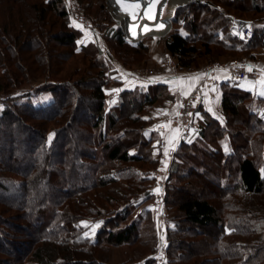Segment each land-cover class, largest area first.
I'll return each mask as SVG.
<instances>
[{
    "label": "trees",
    "instance_id": "trees-1",
    "mask_svg": "<svg viewBox=\"0 0 264 264\" xmlns=\"http://www.w3.org/2000/svg\"><path fill=\"white\" fill-rule=\"evenodd\" d=\"M184 6L171 23L182 18L187 35L176 30L163 45L181 70L197 69L201 59L252 60L264 47V29L255 27L249 42L229 29L232 17L263 18L264 0H197L186 12ZM206 14L209 32L201 34L198 23ZM67 17L63 0H0V264H109L112 247L140 239L150 253L157 250L149 213L138 210L150 200L147 176L159 151L145 115L170 98L168 86L123 90L109 103L105 86L114 82V70L92 45L77 49L80 33ZM106 43L110 52L118 47L132 57L148 52L146 43L132 45L120 30ZM79 54L91 59L90 69H77L79 80L67 78L63 67ZM40 80L34 91L51 94L48 103L34 105L30 93L19 95ZM221 89L223 120L202 112L200 129L185 137L170 166L164 198L174 224L167 231L169 264H264V120L258 107L264 99L235 83ZM200 186L215 200L196 195ZM88 219H103L94 240L80 225ZM208 228L218 230L208 243L183 239ZM194 244L207 254L194 256Z\"/></svg>",
    "mask_w": 264,
    "mask_h": 264
},
{
    "label": "rangeland",
    "instance_id": "rangeland-1",
    "mask_svg": "<svg viewBox=\"0 0 264 264\" xmlns=\"http://www.w3.org/2000/svg\"><path fill=\"white\" fill-rule=\"evenodd\" d=\"M196 1L197 0H195L194 2H196ZM63 3H64V6L67 10V13H68L67 20L69 22V27H71L73 30L78 31L80 33V39L77 42V49L79 51H81V49L84 46L92 45L93 47H91V48L94 49L93 51L97 52L99 50L98 53L101 56V59H103L106 67H108V70L109 69L114 70V71H112L114 74L118 70V67L122 73H123V70L125 69V67H127L134 74L141 76L136 71H139V70L143 71L146 69L153 70L152 69L153 66L158 67V68L160 67L162 69L163 61L165 59L173 60V61H175V63H177V61L174 59H171L170 56L165 57L166 53H165L163 45H164L165 40L168 39L171 36V34L174 33L176 30H178L183 35H187V32L183 29V19L182 18H179V20L176 23H174L175 17L172 19L171 30L165 36H151V35H149V36L143 37L141 40H139L137 42H133V41L128 40L127 35H126V31H125L122 23L115 18L114 14H113V10L109 4V0H63ZM193 3H190V4L182 7V11L186 12L188 10L189 5H191ZM70 4H71V6L76 4V7L78 6L81 9L83 8L82 10L85 11L86 16L91 21L88 29H83V28L79 27L77 25V23L75 22V20L70 17L69 8H68V7H70ZM32 15L35 17L34 14H32ZM207 18H208V14L204 15L203 20L198 23L201 27V30L199 31L200 33L202 32L201 34H206L207 32H209L208 27L205 24ZM60 22H61V20H60ZM46 25H48V27H47L48 29L51 28L53 30L54 29L58 30L57 24L52 25L51 23L47 22ZM114 30L122 31L125 40L132 45H136L139 42L146 43V45L148 46V52L144 55H136L135 57H132L130 54L131 52H127L126 49L122 50L121 48H118V47H117V49H116V47H114L113 52H112V50L110 52L111 47L109 48V46L106 43V40H107V35H111ZM98 39H99V42L97 41ZM100 39L101 40L103 39V40L100 41ZM95 40H96V42H95ZM104 46H105V48H104ZM63 51H66V53L69 52V50H63ZM117 51H118V53H117ZM156 54L159 57H161L160 62H158L157 64L153 63V58H155ZM115 56L124 60V61L120 60L122 64L120 62H118V60L115 59ZM201 60H202L201 61L202 63H200L201 65L198 66V69L204 68V67H206L208 65H212V64H222V63H226L229 61H239L240 59H237V60L236 59H219L217 61H211V62L210 61H204L203 59H201ZM90 61H91V59L89 57H85L82 54H79L77 56L74 55L72 58H69V60L65 64V67H63V73H64L63 75L67 76V78H70V79L79 80L82 76L76 75L75 71L78 69L80 74L82 71H88L90 69ZM123 63H124V65H123ZM127 64H129V65H127ZM164 69L166 70V72H170V73H177V71L180 70L179 66L177 67V69H170L168 67H164ZM114 74H112V78H114V82L109 83L108 85L105 86L106 91L112 90L110 88V87H112V84H118L119 86H117V87L123 86V83L122 84L118 83L119 78L117 76H115ZM120 77L122 79V74L120 75ZM38 82H39V84H37V83L32 84L31 86L26 87L25 89L19 91L18 93H19V95L23 94V96L26 95V97L28 96L27 94L30 93V95L33 98L34 105H45L46 103H48L51 100L52 97H51V94H49V93H37L34 91V88L37 87V85H40L43 81L40 80ZM1 110H3V106L0 104V111ZM52 137H53V135L51 133V138ZM154 138L156 140H158V139H160V135L156 133V134H154ZM181 143H179L176 146V151L180 147ZM176 151L174 152L173 158L171 159V164L174 162ZM162 155H163V152L161 150H159L158 156L156 154V156L158 157V164L154 168H156L159 165L160 158ZM154 168H152L148 172V176H147L148 179H150V188L151 189H152V185H153V176L151 173H152V170ZM169 173H170V171H169ZM202 179H203V183L213 186L210 177H208V176L204 177L203 176ZM151 189H150V194H151ZM195 194L198 196L201 195V197L208 198L212 201L215 200L211 194H208L202 188V186L197 188ZM164 198H165V196H164ZM262 199L264 200V196H262ZM258 200L260 201L261 199H259V197L257 198L256 201L259 203ZM144 201L142 202L143 204L141 205V207H139L138 211L139 212L142 211L144 214L149 213V216H150V219L153 223V226H154V229L156 232V237H157V250H156V252L150 253L151 250H149L147 246L142 244L143 241H142V239H140L137 241H133L131 245H122L119 247H112L110 249V255L108 257L109 258V264H146V262L149 260H152L154 262L153 264H169L168 260L165 258V253H166V249L169 245L168 237H167V231L174 227L173 220H172L173 216H171L170 214H167V216L165 218L159 219V217L157 216V213H156V209L153 206L154 202L152 200V195H151L149 201H147V200L145 202ZM163 202H164V199H163ZM97 224H99V227L95 228V231L93 234V227ZM102 224H103V219L102 220L88 219V220H84L80 223V225L84 228V236L91 238L92 240L95 239L96 233L98 232V230H100ZM183 225L187 228L189 227L187 223H185ZM201 230L203 233H200V234L188 233L187 237L183 238L184 240H187L186 244L190 245V244H192V241L197 242L200 240L203 241V243L204 242L208 243L213 238L212 235L218 233V230H216L214 228L201 229ZM189 231L191 232V230H189ZM192 251L194 252V256H196V257H199V256L203 257L204 255L207 254V250L203 246L198 245V244L193 245ZM101 255L105 257L107 255L106 251H104V253L102 252Z\"/></svg>",
    "mask_w": 264,
    "mask_h": 264
},
{
    "label": "built area",
    "instance_id": "built-area-1",
    "mask_svg": "<svg viewBox=\"0 0 264 264\" xmlns=\"http://www.w3.org/2000/svg\"><path fill=\"white\" fill-rule=\"evenodd\" d=\"M68 8H69L70 17L75 20L77 25L83 29H88L91 21L86 16L85 11L82 10L83 8L81 9L78 6L76 7V4L72 6L70 4V7ZM229 29L234 36L238 37L243 42H249L255 36V22L253 21L241 20L237 17H232ZM241 34L244 36V39H241ZM163 66L168 67L170 69H177L178 64L175 63V61L173 60L165 59L163 61ZM248 66L250 65L245 60L229 61L222 64L208 65L202 69L203 73L208 75H205V79L193 92H191L187 97L181 95L178 92L175 93L174 96L176 99V109L174 111L171 110L163 111L160 114L158 120L154 121L150 127L152 131L160 135L159 150L163 152L164 148L168 147L166 141L168 139L169 134L174 129H179V137H180L179 143H181L189 133L198 131L200 129L197 110L204 97V93L208 89L218 85V81L216 80L217 71L221 69H227L231 75V78L235 81H244L253 78L256 79L257 77L260 76L261 73L257 72V70L255 69L249 72L247 70ZM136 72H138L143 77H149L153 74V71L150 69H146L143 71L139 70ZM114 97H115L114 93L107 94V101L109 103L112 102ZM196 97L200 98V102L196 103L195 106H193V101L195 100ZM181 104L183 105V107H179V105ZM189 113H192V115H188ZM161 125H168V126L158 127ZM175 151H176V146L169 148V155L167 157L162 155L160 158L159 165L156 168H154L151 173L153 176L151 195H152V200L154 202L153 206L156 209V213L159 219H163L167 216V208L164 205L163 199L166 193L167 180L169 178L168 176L171 166V159L173 158V154ZM162 161L164 163H162ZM156 188L160 189L159 193H156L154 191Z\"/></svg>",
    "mask_w": 264,
    "mask_h": 264
},
{
    "label": "crops",
    "instance_id": "crops-1",
    "mask_svg": "<svg viewBox=\"0 0 264 264\" xmlns=\"http://www.w3.org/2000/svg\"><path fill=\"white\" fill-rule=\"evenodd\" d=\"M255 27L257 29H264V17L257 19L255 21ZM102 40L100 39V41H102ZM95 42H96V40H95ZM252 54L254 55V58L252 60L249 58H242L240 60L247 61V63H249V65L255 70L264 69V47L260 46L259 48L254 50L252 52ZM166 56H168V55H165V57ZM160 60H161V57H159L156 54L155 58H153V63L157 64L158 62H160ZM152 69H153L152 70L153 74L151 76L143 77V76H139L137 74H134L127 67H125V69L123 70V73H122L118 67V70L116 71V73L114 75L119 78L118 83H121V84L123 83V86L117 87V86H119L118 84H112V87H110L112 90L108 91L107 94H110V93L113 94L114 93L115 96H118L121 93V91H123V90H134L137 87H148L150 85L157 84V83H162V84L167 85L168 89H169V93L171 95L170 98L166 99L162 103H158L151 112H149L145 115V117H147V119H149V120H152V123H153L154 121L158 120L160 114L163 111H165V110L174 111L176 109L175 108L176 107V99L174 96L175 93H177V92L180 93L181 89L188 90L189 87H191V89H193L191 91V92H193L202 83V81L205 79V76H203L199 81L192 82L191 84H189L187 82V78L195 76L196 74H204L202 71L203 68L190 69V70H188V69L181 70L180 69L179 71H177V73L166 72V70L163 67L161 69L160 67L158 68V67L153 66ZM223 70H225V72H221L220 70L216 72V80L218 81V85L208 89L205 92V93H207L208 98L205 99V96H204L202 101H201V104L198 108L199 110H197L198 119H199V116L202 117V112H207L210 115H212L214 118H217L220 121L223 120V118H224V115L222 112L223 92H222L221 86L224 83H231V84L235 83L242 90L249 92L255 100L260 98L258 95H253L252 91L247 90V85L245 84L246 80L235 81L231 78V75L227 69H223ZM260 73H261L260 76L257 77L256 79L253 78V79H247V80H258L261 76H264V72H260ZM121 74H122V79L120 77ZM179 77L185 78L186 82L177 83V84L172 85V87L176 88V91L174 92V91L170 90L169 84L166 83L165 81H172V80H175L176 78H179ZM153 78H159V79H153ZM213 88L215 89V91H212ZM114 89H119L120 91H118V92L113 91ZM256 90L257 91L259 90V85H257ZM260 99L263 100L264 98H260ZM209 106H211V108H212L211 112H209L207 110V108ZM258 107H259L260 113L264 112V103H262ZM152 123L150 124V127H151ZM154 133L156 134V132H154ZM171 135H173V131L169 134V136H171ZM179 139H180L179 135L176 136L175 139H173V145L174 146H177L179 144Z\"/></svg>",
    "mask_w": 264,
    "mask_h": 264
},
{
    "label": "bare ground",
    "instance_id": "bare-ground-1",
    "mask_svg": "<svg viewBox=\"0 0 264 264\" xmlns=\"http://www.w3.org/2000/svg\"><path fill=\"white\" fill-rule=\"evenodd\" d=\"M195 0H159V3L155 5L149 15L153 17L152 20H149L144 16V12L147 10L143 5L140 9H129V12L136 15V19H131V16L128 12L122 10L121 6L116 3V0H109V4L113 10L115 18L120 21L126 31L128 40L137 42L145 36H165L171 30V18L174 16V13L178 7L187 5L194 2ZM135 2V0H131ZM128 6V0H126L125 7ZM112 12V11H111ZM163 24L162 29L158 28L159 24ZM145 25L151 29L150 31L144 32L143 28ZM136 26V35L132 34V27Z\"/></svg>",
    "mask_w": 264,
    "mask_h": 264
},
{
    "label": "snow or ice",
    "instance_id": "snow-or-ice-1",
    "mask_svg": "<svg viewBox=\"0 0 264 264\" xmlns=\"http://www.w3.org/2000/svg\"><path fill=\"white\" fill-rule=\"evenodd\" d=\"M116 3L121 6L122 10L128 12V14L131 16V19H133V20L136 19V15L134 13L129 12V9H140L141 6L143 5L147 9L144 12V16L147 17L149 20H152L153 17L150 16L148 13H149V11L152 10V8L155 5H157L159 3V0H135V2H131V0H128L127 8L125 7L126 0H116ZM163 27H164V25L162 23L158 25L159 29H162ZM249 27H251V26H249ZM150 30L151 29L148 27V25H145L144 28H143L144 32H147V31H150ZM131 31H132L133 36H135L137 34L136 33V26H133ZM241 39H244V36L242 34H241ZM247 70L249 72H251V71H253V68L251 66H248ZM220 71L221 72H225V70H223V69H221ZM257 72H264V69H257ZM205 75H208V74H196L195 76L187 78V82L189 84H191L192 82L199 81ZM153 79H159V78H153ZM165 82L169 84L170 90L175 92L176 88L172 87V85L177 84V83H184L186 81H185V78L179 77V78H176L175 80L165 81ZM245 84L247 85V90L252 91L253 95H258L260 98H264V76H261L258 80H246ZM257 85H259V90L258 91L256 90ZM192 90L193 89H191V87H189L188 90L181 89L180 90V94L185 96V97H187ZM113 91H117L118 92L120 90L119 89H114ZM212 91H215V89L213 88ZM204 96H205V99L208 98L207 93H205ZM115 102H116L115 100L112 101V103H115ZM198 102H200V98L196 97L195 100L193 101V106H195V104L198 103ZM179 107H183V105L181 104V105H179ZM207 110L209 112H211L212 111L211 106H209L207 108ZM188 115H192V113H189ZM261 116L264 117V112L261 113ZM145 119H147V117ZM167 126L168 125H161V126H158V127H167ZM52 135H54V134H52ZM161 135H163V134H161ZM178 135H179V129H174L173 130V135L168 137V139L166 141V143L168 144V147L164 148V150H163V155L165 157H167L169 155V148L174 147L173 139H175L176 136H178ZM49 139L51 140V136H50ZM157 144H159V141H157ZM224 147H225V151H228V146L225 145ZM162 163H164V162L162 161ZM165 167H166V164H165ZM154 191L156 193H159L160 189L156 188ZM96 227H99V224H97V225H95L93 227V234H94V231H95Z\"/></svg>",
    "mask_w": 264,
    "mask_h": 264
}]
</instances>
